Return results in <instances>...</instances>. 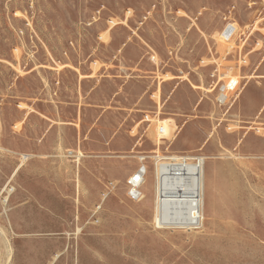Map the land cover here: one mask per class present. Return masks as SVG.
<instances>
[{"label":"rangeland","instance_id":"374dc122","mask_svg":"<svg viewBox=\"0 0 264 264\" xmlns=\"http://www.w3.org/2000/svg\"><path fill=\"white\" fill-rule=\"evenodd\" d=\"M157 153L211 158L199 227L156 228ZM8 182L0 264H264V0H0Z\"/></svg>","mask_w":264,"mask_h":264},{"label":"bare ground","instance_id":"6f19581e","mask_svg":"<svg viewBox=\"0 0 264 264\" xmlns=\"http://www.w3.org/2000/svg\"><path fill=\"white\" fill-rule=\"evenodd\" d=\"M226 99V94L219 96L221 103H224ZM165 134V127L159 125L156 136L157 139L159 138V143L168 139L164 137ZM206 160L211 158L174 156L172 161L159 163L158 174L156 175L155 172L154 221L156 228L190 229L199 227L206 221L207 213L213 208L211 185L205 171ZM17 172L18 169L14 171L12 177ZM14 191V187L8 182L0 195L4 192L10 195ZM81 230L78 228L77 232Z\"/></svg>","mask_w":264,"mask_h":264},{"label":"built area","instance_id":"2783aa9c","mask_svg":"<svg viewBox=\"0 0 264 264\" xmlns=\"http://www.w3.org/2000/svg\"><path fill=\"white\" fill-rule=\"evenodd\" d=\"M230 25L231 24H229L226 27V29H228V28H229V30L232 29ZM221 92H222L221 95H223L224 93H227L226 92V89L224 88V86L221 88ZM228 98L226 99V101L228 100ZM160 131L163 132V130H160ZM148 158H150V157H148V156L141 157V159H140V161H141L140 168L128 180V183H127V185H128V196H129V198L132 201H139V200H141L143 198L142 187H143V185L146 182V179L145 178H146V176L148 175V172H149V168L145 164L147 162ZM153 158H154V163H155V172H156V175L158 174L159 163L161 164L164 161H172V157H165L164 155H162L160 153H157L156 156L153 157Z\"/></svg>","mask_w":264,"mask_h":264},{"label":"crops","instance_id":"0c3cea01","mask_svg":"<svg viewBox=\"0 0 264 264\" xmlns=\"http://www.w3.org/2000/svg\"><path fill=\"white\" fill-rule=\"evenodd\" d=\"M224 88H225V87H224ZM226 90H227V88H226ZM226 92H227V91H226ZM224 94L227 95V98L229 97L228 93H224ZM165 127L168 129L167 125H165Z\"/></svg>","mask_w":264,"mask_h":264}]
</instances>
